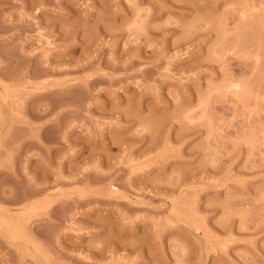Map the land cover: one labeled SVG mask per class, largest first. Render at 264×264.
<instances>
[{"label":"rangeland","instance_id":"rangeland-1","mask_svg":"<svg viewBox=\"0 0 264 264\" xmlns=\"http://www.w3.org/2000/svg\"><path fill=\"white\" fill-rule=\"evenodd\" d=\"M0 264H264V0H0Z\"/></svg>","mask_w":264,"mask_h":264}]
</instances>
